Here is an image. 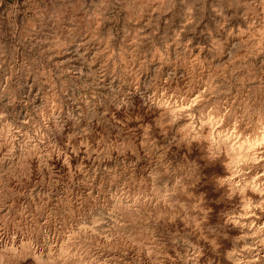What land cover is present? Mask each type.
I'll use <instances>...</instances> for the list:
<instances>
[{"label":"rangeland","instance_id":"1","mask_svg":"<svg viewBox=\"0 0 264 264\" xmlns=\"http://www.w3.org/2000/svg\"><path fill=\"white\" fill-rule=\"evenodd\" d=\"M142 1L0 0V144L7 127L14 138L0 160V264H36L6 244L46 248L44 256L69 247L80 254L76 264H233L231 256L264 264V195L227 201L208 181L190 180V159L167 153L150 124L126 121L137 117L136 97L180 99L184 69L173 64L200 47L215 68L227 64L232 83L213 79L209 115L230 99L239 110L246 93L258 99L264 54L238 57L237 45H226L249 19L228 0H155L149 11ZM126 61L134 71H124ZM262 174L246 170L239 183ZM257 183L264 188V179ZM147 187L156 199L166 193L172 208L166 202L158 219L130 218L126 203L141 202ZM229 217L240 233L224 230Z\"/></svg>","mask_w":264,"mask_h":264},{"label":"bare ground","instance_id":"2","mask_svg":"<svg viewBox=\"0 0 264 264\" xmlns=\"http://www.w3.org/2000/svg\"><path fill=\"white\" fill-rule=\"evenodd\" d=\"M228 1L231 4H235L239 10H244L246 21L249 19L247 23H250L248 24L246 30L239 32V34L236 36H231L230 41L226 42V45H229L230 43L236 44L237 48L234 54L238 57L244 56L257 58L263 55L264 0H257V2L254 4L249 3L248 0ZM154 5L155 0H143L139 3V6L143 11L151 10L154 8ZM70 13V16L74 17V13L72 11H70ZM253 19L262 20L261 22L258 20V23H255L252 22ZM217 45L221 52L224 51L223 45L218 43ZM209 53L212 52L210 51ZM209 53H207L204 48L200 47L194 51H190L187 57L182 60H177L173 64L174 66H180V68L182 67L184 69L185 78L182 80V83L187 86V91L185 94H181V92H184L183 90L180 91V99H175V101H172L174 98L168 100L166 97H156V99H151L147 102H144L140 101L139 98L136 97L135 101L137 104V110L135 112L133 111V114H135L137 117H128L129 120H126L125 115L123 118H125V120L128 122V127H142L150 124L149 127H151V129L153 128V133L155 136L168 143L167 148L165 147L167 153L172 151L180 152L184 155L185 159H190L189 161L191 162L192 167V169L190 168L192 170L190 171V180L197 177V181H208V185L213 187V191L217 192L223 197H226L227 201L229 202H234L237 204V202H239V200L242 198L243 200L245 199V202H247L246 200L248 199L249 201H257L264 195V188H262L261 185L257 183V181L264 179L263 174L260 178L258 177L253 179L252 177V180H249L250 182H246L243 185H240L239 182L242 181L241 174L246 170H254L256 173L259 172L260 168L261 171L264 170V93H262L258 99L256 96H251L246 93L245 98L242 99L240 104L241 107H238L239 110L233 109V106L231 107L230 103L233 104L235 102L231 101V99L227 100L226 103H228V105L226 107V103L217 102L218 104L215 105L216 110L212 109L214 112L212 115H209L208 113L210 111H206V101L212 95L216 85L213 79L215 77L221 78L226 86H231L232 84L230 78L227 76L228 69L226 63V65L223 64L221 67L216 66L215 68V66L212 64L213 62L209 63L207 62L208 60L205 61L202 59ZM163 57L164 52L161 50H158L154 56V58L158 59L159 61H162ZM131 65L127 61L124 62V71L129 70L132 72L133 69L131 70ZM238 77L236 80H240ZM138 78L135 76L133 79L135 80L134 82H138ZM131 86L137 87V83H135V85L132 84ZM134 94L135 96L137 95L136 91ZM53 103L54 102H52V104ZM52 106L55 107L54 104ZM238 119L241 122L243 119L245 121L243 120L242 123L240 122L236 125L233 124L234 121L238 122ZM149 127H147V130H145L147 135V132H149L148 129H150ZM2 131L3 143L2 145L0 144V160L5 155L8 156L10 153H12L14 149V138L11 135L9 128L7 127ZM137 134H139L138 131ZM139 135H144V133H140ZM142 137L144 138V136ZM54 161L56 164L64 167L65 162L62 161L61 156L55 158ZM212 174L213 176L211 177ZM154 188L152 189L154 190ZM144 189L145 188H143V190ZM152 189L147 187V189L143 191L144 193L140 192L144 195L143 200H140L141 202H139L138 199H133L132 197V199L129 198L130 201L127 203L125 202L127 204V206L125 204V208L128 211L127 215H129L130 218H134L138 214L143 218L158 219L161 217L160 214L161 212L164 213V211H161L160 209H166L165 204H168L166 202H169L168 200L170 198L165 193L167 190L164 191V195L167 197H163L164 195H159L160 193L163 194L162 191L157 193L158 189H155L156 191H154L157 193H154L155 196L159 195L160 198L161 196L163 198L156 199L151 195L149 196L147 193ZM141 194L140 196L142 198L143 195ZM138 196L136 195V198ZM168 205L169 207L172 206L170 205V202ZM171 208L172 207H170V209ZM258 209L263 210L264 205ZM223 224L225 231L231 230L235 231L236 233H240L244 229L241 222L235 217H229ZM60 247H57L58 251L56 252L50 248L47 251L48 253L46 256H44L46 254V248L40 249V247L38 248L35 245H30L29 249L24 250L23 248L17 247L14 244H11L10 246L6 244L5 251L14 258L22 261L27 258V255H29L36 262V264H76L75 261L78 259V257H80V254L68 249L69 247ZM79 252L80 251H78V253ZM230 258L233 261V264H239L236 262L233 256Z\"/></svg>","mask_w":264,"mask_h":264}]
</instances>
